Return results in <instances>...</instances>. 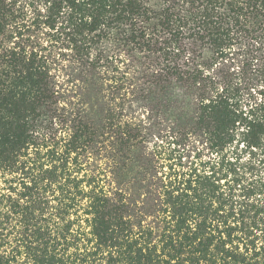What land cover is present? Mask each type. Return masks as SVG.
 <instances>
[{
	"label": "trees",
	"instance_id": "1",
	"mask_svg": "<svg viewBox=\"0 0 264 264\" xmlns=\"http://www.w3.org/2000/svg\"><path fill=\"white\" fill-rule=\"evenodd\" d=\"M0 264H264V0H0Z\"/></svg>",
	"mask_w": 264,
	"mask_h": 264
},
{
	"label": "rangeland",
	"instance_id": "2",
	"mask_svg": "<svg viewBox=\"0 0 264 264\" xmlns=\"http://www.w3.org/2000/svg\"><path fill=\"white\" fill-rule=\"evenodd\" d=\"M65 74H70L71 72H67L66 71V69H65V72H64ZM60 74L59 75V81H61V83L63 84V85H66L67 83H66V81H67V76L65 75V74ZM70 86H71V84H70ZM68 87H69V85H68ZM191 145V146H190ZM189 145V149H187V151L189 152L188 154H190L191 156H193V155H195L196 153H197V148L199 147L200 149H201V144H198V143H195V142H193V144H190ZM184 153H186V152H184ZM187 153H186V155H188ZM100 163H101V161H99V163L98 164H96V166H99L100 165ZM103 166H104V164H103ZM107 167V166H106Z\"/></svg>",
	"mask_w": 264,
	"mask_h": 264
}]
</instances>
